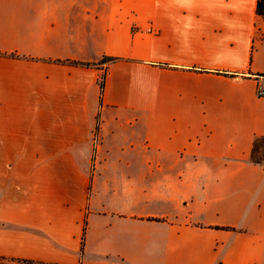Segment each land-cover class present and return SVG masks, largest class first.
Instances as JSON below:
<instances>
[{"label":"crops","instance_id":"obj_1","mask_svg":"<svg viewBox=\"0 0 264 264\" xmlns=\"http://www.w3.org/2000/svg\"><path fill=\"white\" fill-rule=\"evenodd\" d=\"M263 33L257 0H0V264H264Z\"/></svg>","mask_w":264,"mask_h":264},{"label":"trees","instance_id":"obj_2","mask_svg":"<svg viewBox=\"0 0 264 264\" xmlns=\"http://www.w3.org/2000/svg\"><path fill=\"white\" fill-rule=\"evenodd\" d=\"M257 13L259 16H261L264 19V0H257ZM263 38H264V33H263ZM11 56L16 57L15 54H12ZM114 60L115 59L104 58L102 60V63H107V62L114 61ZM67 63L73 64V65H82L81 63H78V62H67ZM104 79H105V77L103 76L102 79L100 80V84H99L101 95H102L103 90H104ZM98 122H99V116H98ZM252 160H253V162L259 163V164L264 162V138H258L255 140L254 148L252 151ZM152 221L163 222V220H161V219H152ZM223 229L224 230H231V228H223ZM14 263H16V264H34L33 262H28V261H17Z\"/></svg>","mask_w":264,"mask_h":264},{"label":"rangeland","instance_id":"obj_3","mask_svg":"<svg viewBox=\"0 0 264 264\" xmlns=\"http://www.w3.org/2000/svg\"><path fill=\"white\" fill-rule=\"evenodd\" d=\"M158 208L159 207L156 206L155 210H158ZM156 212H158V211H156ZM138 245H139L140 248L150 247V244L147 243L146 239L141 237V236L138 238Z\"/></svg>","mask_w":264,"mask_h":264},{"label":"built area","instance_id":"obj_4","mask_svg":"<svg viewBox=\"0 0 264 264\" xmlns=\"http://www.w3.org/2000/svg\"><path fill=\"white\" fill-rule=\"evenodd\" d=\"M260 96H264V91L262 89L259 90Z\"/></svg>","mask_w":264,"mask_h":264}]
</instances>
